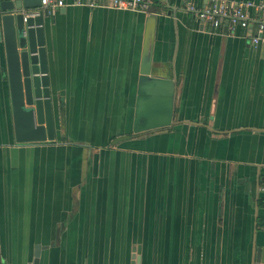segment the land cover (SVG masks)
Instances as JSON below:
<instances>
[{
	"label": "crops",
	"instance_id": "crops-1",
	"mask_svg": "<svg viewBox=\"0 0 264 264\" xmlns=\"http://www.w3.org/2000/svg\"><path fill=\"white\" fill-rule=\"evenodd\" d=\"M149 1L48 9L52 141H15L1 38L0 264H264V35L186 11L208 0ZM148 15L174 118L135 134Z\"/></svg>",
	"mask_w": 264,
	"mask_h": 264
},
{
	"label": "water",
	"instance_id": "water-1",
	"mask_svg": "<svg viewBox=\"0 0 264 264\" xmlns=\"http://www.w3.org/2000/svg\"><path fill=\"white\" fill-rule=\"evenodd\" d=\"M37 8H41L40 0H0V10L3 12L0 17V40L2 38L4 46L14 138L17 143L54 139L43 27L48 9L44 8L36 16L23 21L25 12ZM155 21L153 15H148L145 20L132 128L135 134L168 127L174 118V81L155 77L151 73ZM128 138L120 137L113 143ZM138 254L139 250L132 264H138ZM37 257L38 249L32 264H37Z\"/></svg>",
	"mask_w": 264,
	"mask_h": 264
},
{
	"label": "built area",
	"instance_id": "built-area-1",
	"mask_svg": "<svg viewBox=\"0 0 264 264\" xmlns=\"http://www.w3.org/2000/svg\"><path fill=\"white\" fill-rule=\"evenodd\" d=\"M42 8L56 9L63 7L86 6L88 8H109L114 10L134 11L149 14V0H40ZM186 11L191 13L196 21L206 25L210 30L216 31L222 25L234 31L247 30L255 27V36L252 44L262 41L264 35V3L253 1H226L208 0L207 5L196 7L191 3L185 5ZM3 12L0 10V17ZM38 12L30 10L24 13L23 21L34 17Z\"/></svg>",
	"mask_w": 264,
	"mask_h": 264
}]
</instances>
